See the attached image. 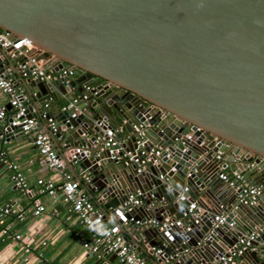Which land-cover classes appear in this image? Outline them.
<instances>
[{"label":"water","instance_id":"obj_1","mask_svg":"<svg viewBox=\"0 0 264 264\" xmlns=\"http://www.w3.org/2000/svg\"><path fill=\"white\" fill-rule=\"evenodd\" d=\"M0 29L27 39L42 57L53 55L57 67L66 63L74 69L69 94L60 80L31 79L29 70L24 84L29 94L42 83L58 86L64 94L58 99L77 98L81 112L71 118L70 110H62L54 135L64 136L69 155L78 145L73 139L87 136L80 141L86 151L77 156V165L84 169H104L114 162L98 193L109 198L100 207L113 215L119 229L138 238L157 230L135 224L130 220L133 211L122 208L128 193L137 189L146 204L156 205L150 217L181 218L187 205L177 201L178 213L159 214L157 201L163 194H154L137 180L146 177L157 188L159 182L137 173L134 164L135 173L128 177L132 188L116 182V170L125 164L111 160L108 149H95L94 143L105 137L107 128L120 138L121 126L132 142L136 126L149 147L161 146L156 175H165L175 197L187 186L189 200L205 210L206 225L159 232L165 238L157 243L166 240L174 258L194 259L185 264H218L244 220L252 217L253 224L242 233L258 224L252 215L261 208L239 204L237 191L230 206H223L233 228L224 223L210 231L206 218L216 212L219 197L213 186L219 168L226 166L247 184H254L246 178L252 173L264 174V0H0ZM176 176L179 185L173 184ZM263 232L251 243L257 249L248 248L240 260L249 255L250 264H264Z\"/></svg>","mask_w":264,"mask_h":264},{"label":"crops","instance_id":"obj_2","mask_svg":"<svg viewBox=\"0 0 264 264\" xmlns=\"http://www.w3.org/2000/svg\"><path fill=\"white\" fill-rule=\"evenodd\" d=\"M23 59L24 56L21 53H17L13 56L8 54L7 58L4 59V64L1 65L0 63V71L3 70L4 77L13 80L15 87L25 94L27 110L31 108L29 115L33 116L32 113L36 114L40 127L44 129L46 128V120L42 117V113L45 111V108L43 107V103L38 102V100L46 99L49 95H53L54 100L46 109V112L55 120H59L63 116L62 106L64 105L63 102L65 99H58V95L62 93L58 86L51 89L48 85L42 83L31 88V94H29L24 84L26 76H22L18 71L19 63ZM8 100L9 97L6 94H0V107L4 106L7 112L10 113L12 109L9 106ZM6 122L7 118H4L0 121V125L2 126L6 124ZM122 128L125 131V128ZM53 138L55 150L63 159L65 170L73 179L80 180L81 191L97 207L103 210L106 225L114 229L123 239L126 237L127 239L124 240L130 244L135 251L145 257L151 264H185L186 262L190 263L194 261L193 258L182 260L179 255H176L178 256L177 258L175 257L168 260L169 256L174 253L167 246L166 240L159 244L157 243L165 238L159 233L161 231L159 229L150 230L146 235L139 236V238L138 235H132L127 229H119L113 215L107 214L106 211L100 207L101 203L109 198L107 197L104 199L102 195L98 193V190L103 185L102 176L108 174L107 171L114 165V162H112V164H106L104 169L96 168L88 170V166L84 169L82 166L77 165V163L70 161L68 157V148L65 146L64 136H55L53 134ZM81 140L86 141L87 136H77V138L73 139V142H78L77 147H82ZM120 140L122 141V148L130 147L133 143L127 132L121 135ZM84 148L86 149V147ZM0 151L3 153V159L7 161L3 163L0 160V203L15 202L24 214L22 220H14L12 222L11 228V232L20 234V239L12 240L6 237L8 241L4 243V239L1 237L0 233V264H117L116 257L113 253L103 250H100L98 253H92L85 247L86 243L91 242V236L86 231L85 227L76 219L75 215L68 210V206L62 201L61 193L57 188L60 181L59 173L46 165L37 148L28 137L17 131L5 132L4 137L0 138ZM8 162L18 166L27 184L32 188L33 194L25 195L14 185L13 181L10 179L11 170L7 168ZM123 166L125 167L124 169L116 170L117 172L115 171L117 174L116 182L124 187L132 188V183L128 177L130 173H135V170L130 165ZM156 170L157 168L155 167H148L143 172L147 176H151V178L157 180L159 182V188H157L158 185H149L146 177L137 180L138 184H140V186L141 184H147L149 190L154 194H163L162 197L164 200L157 201V207L161 209L158 210V213L159 211H161V214L162 212L165 214L178 213L177 200L172 194L174 189L167 181V178H165L164 181L158 180V174L156 175L155 173ZM219 170L220 172L226 173L229 180L227 182L219 179V177L215 178L213 189L217 191V196L219 197L217 205L215 206V213H224V208L221 209L219 205L223 204V206L225 205V207H228L236 199V186L234 187L236 180L233 176L234 171H231L229 168L226 170L219 168ZM82 172L89 175L90 180L88 182L81 176ZM40 178L46 182H53L55 188L51 192L46 190L43 193H39L37 191V180ZM246 178L254 182V184H264V174L255 172ZM243 180L242 177V181ZM180 181L181 180L176 176L173 180V184L179 185ZM229 181H234V183L230 184ZM166 197H168L170 201H168ZM261 197L260 203L255 202V205L256 207H260L262 212H256L252 215L254 218H257L258 224L264 219V194ZM37 203L44 206V211L38 215H33L32 210ZM203 204H206L205 207L209 212L214 210L208 205L207 201H205V203L203 202ZM145 207L146 206L135 208L133 210V217L136 219L149 218L151 216L149 212L152 207ZM156 213L157 212H155V214ZM249 218L250 219L244 220L239 231L236 230L239 234L246 228L252 226L253 219L252 217ZM172 237L177 240L179 236L177 234H172ZM219 238L222 239V236ZM218 240L219 239H215V241ZM25 243L30 245V252L24 251L23 246ZM262 244L264 245V243H261V245ZM158 248H162L163 252L160 257L157 258L152 251ZM250 248L251 250L257 249L255 247ZM163 253H167L168 257L164 258ZM251 260L252 258L249 255H247V260L245 261L240 260L239 257L235 258L236 264H250Z\"/></svg>","mask_w":264,"mask_h":264},{"label":"built area","instance_id":"obj_3","mask_svg":"<svg viewBox=\"0 0 264 264\" xmlns=\"http://www.w3.org/2000/svg\"><path fill=\"white\" fill-rule=\"evenodd\" d=\"M17 53H21L24 59L19 63L18 71L22 76H26L27 70L30 71L31 79H39L46 82L60 80L64 84V92L69 94L71 87L68 85L70 81V75L74 71L71 65L63 63L62 67H57L56 58L53 55H47L42 57L41 51L31 44L25 38L14 37L10 32L0 29V57L1 65L4 64V59L7 55L13 56ZM56 68V69H55ZM0 94H6L9 97V104L12 111L8 114L7 109L4 106L0 107V121L7 118V122L4 125H0V138H3L5 132H9L11 129L28 137L37 148L43 161L49 168L56 170L60 175V181L57 185L58 190L61 193L62 201L68 206V210L72 212L76 219L85 227L86 231L91 236V242L86 243L90 252L98 253L100 250L113 253L116 257L117 264H151L145 257L140 255L137 251L128 244L121 235L114 231L111 227L105 223V214L103 210L97 207L82 191L80 187V180L73 179L72 176L65 170V164L63 159L57 154L54 147L53 134L57 126V121L46 112L51 102L54 100L53 95H49L43 101V107L45 111L42 113V117L46 120V128H41L37 121V118L29 115L27 112L26 96L25 94L15 87L13 80L5 78L3 72L0 73ZM61 96H64L61 93ZM77 98L68 99L62 106V110H70V117H76L81 110L76 106ZM137 132V138L130 147L122 148V141L115 136V130L107 128L104 131L105 137H98L95 140L94 148L98 150L108 149L111 160L123 161L125 165H135L136 172L142 173L151 164L155 168L159 166L160 160L157 156L162 150L161 146L147 145V140L142 138L144 132L140 131L134 126ZM122 134L124 130L121 127L118 129ZM189 137V135H187ZM86 149L83 147H76L74 152L68 157L73 163H77V156L81 153H85ZM3 153L0 151V160L3 163L7 161L2 157ZM168 156V154L166 155ZM155 157V158H154ZM218 157V154H217ZM7 168L11 170L10 179L14 185L22 191L25 195L33 194V190L27 184L24 175L18 169V166L14 163L8 162ZM227 167H223L226 170ZM81 176L86 182L90 180L88 174L82 172ZM236 182L237 202L242 205H250L256 202V197L264 193V184H247L242 177L233 172ZM219 179L228 182V176L224 172L218 174ZM158 178L161 181L165 180V175L160 174ZM234 180V181H235ZM234 181H229L233 184ZM39 193H43L46 190L51 192L55 185L51 181H44L42 178L37 180ZM189 188L185 186L181 192L178 193L177 201H187L186 211L183 213V217L174 218L172 216L164 217H149L144 219H136L131 217L130 220L140 227L149 228L153 227L159 230L176 227H184L185 230H191L192 226H199L207 224L203 221L205 210L202 209L195 200H189L187 191ZM146 196L140 190L129 192L127 198L122 203V208L125 211H133L135 208L146 206L145 208L154 207L153 201L145 203ZM161 197L159 201H163ZM221 209L223 205H219ZM44 211V206L37 203L32 210L33 215H38ZM210 217H207L209 221V230L223 225L226 223L229 228H233L234 221L226 222L227 212L210 213ZM14 216L18 220H22L24 217L23 212L19 209L17 203L8 202L0 203V233L5 234L8 239L18 240L20 234L11 232V222H6L8 217ZM264 230V219L261 220L251 231L241 233L234 244L227 250V255L222 256L218 261V264H236L235 258L241 256L248 248L251 247V243L260 237ZM25 252H30L31 248L28 243L24 246ZM155 256L160 257L163 252L162 248L152 251ZM174 258V255H170L168 260ZM206 264H213L212 262Z\"/></svg>","mask_w":264,"mask_h":264},{"label":"trees","instance_id":"obj_4","mask_svg":"<svg viewBox=\"0 0 264 264\" xmlns=\"http://www.w3.org/2000/svg\"><path fill=\"white\" fill-rule=\"evenodd\" d=\"M63 103H65V101L63 102ZM8 113V112H7ZM9 114V113H8ZM14 220H18V219H16L14 216H11V217H8L7 218V221L6 222H11V228H12V222L14 221ZM1 237L4 239V243H5V241H8V239L6 238V235L5 234H1Z\"/></svg>","mask_w":264,"mask_h":264}]
</instances>
